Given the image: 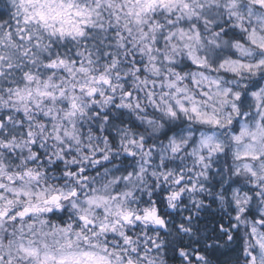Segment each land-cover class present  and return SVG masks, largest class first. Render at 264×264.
I'll use <instances>...</instances> for the list:
<instances>
[{
	"label": "snow or ice",
	"instance_id": "obj_1",
	"mask_svg": "<svg viewBox=\"0 0 264 264\" xmlns=\"http://www.w3.org/2000/svg\"><path fill=\"white\" fill-rule=\"evenodd\" d=\"M0 264H264V0H0Z\"/></svg>",
	"mask_w": 264,
	"mask_h": 264
},
{
	"label": "trees",
	"instance_id": "obj_2",
	"mask_svg": "<svg viewBox=\"0 0 264 264\" xmlns=\"http://www.w3.org/2000/svg\"><path fill=\"white\" fill-rule=\"evenodd\" d=\"M234 254L230 253V252H226L224 255H220L219 259L221 262L223 261H227L230 258H233Z\"/></svg>",
	"mask_w": 264,
	"mask_h": 264
}]
</instances>
